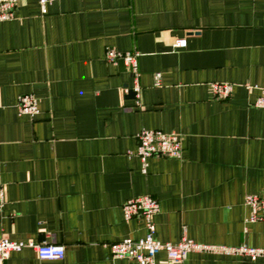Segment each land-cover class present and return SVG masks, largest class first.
<instances>
[{
  "label": "crops",
  "instance_id": "0c3cea01",
  "mask_svg": "<svg viewBox=\"0 0 264 264\" xmlns=\"http://www.w3.org/2000/svg\"><path fill=\"white\" fill-rule=\"evenodd\" d=\"M107 48L139 54L138 97ZM215 82L233 84L231 96L214 98ZM259 89L264 0H58L44 15L38 0H18L0 22V239L59 244L65 255L40 260L25 248L0 264H130L108 245L145 235L142 219L122 213L145 195L159 203L160 242L264 248V221L247 223L243 202L264 197ZM25 94L38 101L32 118L17 111ZM143 129L178 133L181 158L153 156L143 174L133 154ZM155 264L173 263L160 252ZM184 264L264 256L191 252Z\"/></svg>",
  "mask_w": 264,
  "mask_h": 264
},
{
  "label": "built area",
  "instance_id": "2783aa9c",
  "mask_svg": "<svg viewBox=\"0 0 264 264\" xmlns=\"http://www.w3.org/2000/svg\"><path fill=\"white\" fill-rule=\"evenodd\" d=\"M58 0H38L41 14L47 13V6ZM18 0H0V22L10 21L15 16ZM185 42L180 40L174 45L175 48L184 47ZM138 53L119 52L112 48L105 51V60L110 64L122 61L129 69L133 86L131 90L138 97L140 88L138 85ZM154 85L160 86L161 75L155 73ZM210 89L214 98L225 100L232 94L234 85L230 83H211ZM247 89H258L256 86H246ZM259 94L253 102V107L264 111V89H259ZM17 111L21 116L34 117L38 114V101L30 94L21 95L17 99ZM132 154V153H130ZM138 157L141 164V172L147 173L148 160L153 156H163L180 159L182 156L181 137L176 132L165 133L159 130L143 129L137 135V146L133 153ZM5 186L0 180V213L6 203ZM244 205L249 208L247 223L264 221V197L258 195H246ZM159 212L158 201L148 195L128 199L122 206L123 219L129 222L132 219H142L145 226V235L139 239L125 238L112 242L108 245L114 259H126L130 264H155V256L163 252L167 261L173 264H184L187 255L191 252H210L226 254H242L255 260L264 256V248H227L214 245L194 243L183 238L178 243H163L155 238V225L153 217ZM25 248L35 251L40 260H62L65 255L64 247L46 241L34 243L32 241H11L0 239V261H4L12 252H20Z\"/></svg>",
  "mask_w": 264,
  "mask_h": 264
},
{
  "label": "water",
  "instance_id": "95a60500",
  "mask_svg": "<svg viewBox=\"0 0 264 264\" xmlns=\"http://www.w3.org/2000/svg\"><path fill=\"white\" fill-rule=\"evenodd\" d=\"M129 95L134 97V92L132 90L129 91Z\"/></svg>",
  "mask_w": 264,
  "mask_h": 264
}]
</instances>
